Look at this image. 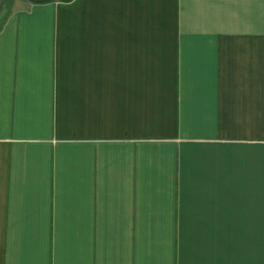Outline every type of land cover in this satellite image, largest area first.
Here are the masks:
<instances>
[{"label":"crops","instance_id":"1","mask_svg":"<svg viewBox=\"0 0 264 264\" xmlns=\"http://www.w3.org/2000/svg\"><path fill=\"white\" fill-rule=\"evenodd\" d=\"M0 264H264V0H10Z\"/></svg>","mask_w":264,"mask_h":264},{"label":"rangeland","instance_id":"2","mask_svg":"<svg viewBox=\"0 0 264 264\" xmlns=\"http://www.w3.org/2000/svg\"><path fill=\"white\" fill-rule=\"evenodd\" d=\"M9 4L10 0H0V23L8 13Z\"/></svg>","mask_w":264,"mask_h":264}]
</instances>
